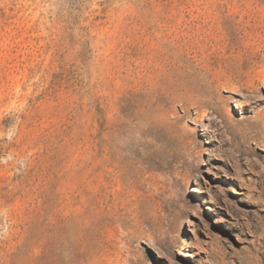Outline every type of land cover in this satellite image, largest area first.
Wrapping results in <instances>:
<instances>
[{
	"label": "rangeland",
	"instance_id": "rangeland-1",
	"mask_svg": "<svg viewBox=\"0 0 264 264\" xmlns=\"http://www.w3.org/2000/svg\"><path fill=\"white\" fill-rule=\"evenodd\" d=\"M0 264H264V0H0Z\"/></svg>",
	"mask_w": 264,
	"mask_h": 264
}]
</instances>
